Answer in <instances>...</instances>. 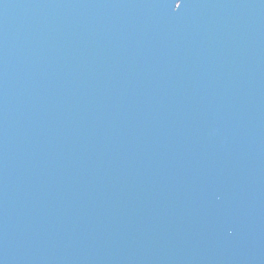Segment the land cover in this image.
<instances>
[{
    "label": "water",
    "instance_id": "obj_1",
    "mask_svg": "<svg viewBox=\"0 0 264 264\" xmlns=\"http://www.w3.org/2000/svg\"><path fill=\"white\" fill-rule=\"evenodd\" d=\"M0 0V264H264V0Z\"/></svg>",
    "mask_w": 264,
    "mask_h": 264
},
{
    "label": "snow or ice",
    "instance_id": "obj_2",
    "mask_svg": "<svg viewBox=\"0 0 264 264\" xmlns=\"http://www.w3.org/2000/svg\"><path fill=\"white\" fill-rule=\"evenodd\" d=\"M182 0H178L176 3V8L179 9L181 7Z\"/></svg>",
    "mask_w": 264,
    "mask_h": 264
}]
</instances>
